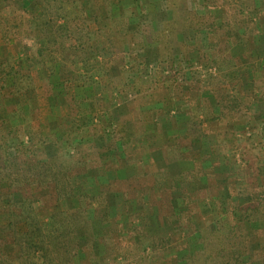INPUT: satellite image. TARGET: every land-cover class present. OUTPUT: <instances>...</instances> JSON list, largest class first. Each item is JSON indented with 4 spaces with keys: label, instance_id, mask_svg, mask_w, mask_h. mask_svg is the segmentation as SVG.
Instances as JSON below:
<instances>
[{
    "label": "rangeland",
    "instance_id": "rangeland-1",
    "mask_svg": "<svg viewBox=\"0 0 264 264\" xmlns=\"http://www.w3.org/2000/svg\"><path fill=\"white\" fill-rule=\"evenodd\" d=\"M19 1L22 3L24 0H7L0 5V27L3 31L6 30V34L3 32L4 35L1 34L0 39L1 56L11 52L13 54V51L14 54L20 53L23 57L31 56L36 53L38 47L31 33L27 35L29 32L26 31L27 24L17 17L19 14H24L22 9H17ZM68 1L72 0H64V3ZM75 1H77L75 6L79 5L80 8L81 5L82 10L91 9L92 6L97 9L98 14H96L101 18L100 21L109 16L106 21L107 26L125 41L123 51L120 53L117 52L109 59L98 57L97 61L101 62L100 64L97 61L86 64L88 67L101 66V74L95 77L96 81L92 85L89 84L91 82L89 79L85 81L87 84L83 87L80 81L76 82L79 85L76 83L70 86L64 85L58 79L57 72L53 76L48 75L44 82L40 81L36 69L32 68L34 66L28 63L13 64L8 55L0 64V67L6 70L8 66H13L14 70L21 68L20 71L29 74L32 86L38 87V92L30 94L37 107L29 111L27 117H30L31 129L40 131L44 140L56 136V132L46 135L43 128L49 129V126L47 128L42 126V123H45L42 113L46 110L45 101L51 89L55 94L69 93L73 96L76 95L73 88L81 89L80 98L76 99L80 101L84 99V105L80 104L82 110L79 107L78 111L74 109L75 112H70L72 104L69 108L66 107L70 117L74 119L67 124H61L76 130V132L73 130L76 138L84 137L80 141L78 138L74 143H78L79 152L83 150L85 158L89 160L87 164L91 167L77 177L72 176L69 180L70 197L62 199L57 209L71 215L75 212L71 205V197L80 195L92 198L102 192L105 193L101 196L105 198V203L91 207L85 202L84 211L92 224L94 235L91 238L92 242H87L88 240L80 242V247L86 250L87 254L84 257L76 256L75 263L79 264L81 258L83 264H142L141 258L147 255L148 250L143 252L140 249V240L133 239L129 230L132 223H137L135 217H138L141 228L150 237H154L155 240L165 237L170 239V243L166 244L156 241L157 246H169L172 240L182 242L186 239L184 249L165 253L166 261L176 255L180 260L179 264H185L183 259L187 253L200 247L197 245V236L192 235L188 238L183 232L174 229L178 223L175 220L173 207L170 206L172 208L169 209L170 207L167 206L168 198L163 200V204L155 201L149 205L147 202H137L133 199V195L139 194L140 191H136L137 189H142V194L138 198L152 197L149 193L151 188L153 194H158L159 187L155 182L161 179V175L156 173H161L164 177L170 175L169 170H171V175L168 176L171 177V182L164 187L170 189L172 185L185 192L188 184L182 180L195 177L194 191L190 196L193 201L192 210L201 211L203 216L200 219L204 223V228L210 226L211 229L217 228L211 218L218 214L219 209L230 207L235 209L239 202L244 203L250 198L246 196V193H250L249 187L244 188L237 183L245 181L252 175L256 178L261 177V181L264 179V135L260 144L255 137L256 133L253 132L261 126V121L264 119V103H258L255 99L257 92L253 80L258 78V68L255 64V60L258 59L251 57L253 49L259 50L264 44V21L257 20L256 16H250L252 20L246 25L249 31L245 35V42L250 46L249 50L244 46V41H241L242 44L239 43L236 36L235 44L229 39L231 38L229 30H237L235 25L225 27L226 32L223 36H213V40L222 45L227 39L232 42L233 45L230 44L228 53L225 52L223 55V49L218 52L219 45L210 41L205 29L199 32L193 30L191 22L194 14L197 17L195 18L197 26L213 18L216 25H219L218 30L221 27L220 6L207 4L204 0H179V2L110 0L105 5L107 8L102 0H88V4L84 0ZM13 2H16V6ZM64 3L63 5L69 6ZM12 5L13 8L10 7ZM242 20L246 21L247 18L244 17ZM88 27L90 31L96 30L94 24ZM52 31L54 32L48 31L49 39L56 32L55 29ZM244 53H246V62L243 65L238 63L233 66L232 62L240 60L239 55L244 56ZM228 57L231 62H228ZM211 62L217 63L221 70L218 71L216 65H212ZM64 69L69 73L68 66ZM177 69H180L179 73L176 72ZM211 74L214 76L208 77ZM174 77L177 81H173ZM230 80L231 84L228 83ZM10 82L8 81V84ZM105 88L108 89L107 93L102 91ZM233 90L240 105L238 108L230 109L229 112L226 111L224 117L220 115L222 114L220 99H224L225 93L227 96L234 95L230 93ZM157 103L160 105H156ZM98 105L103 108L96 111ZM77 113L82 115L75 117ZM7 117L4 111H0V120H6ZM175 117L184 118L182 124L187 128V132L172 139L175 135H172L171 131L166 135L164 130L174 128L170 126L174 124ZM241 123L246 126L242 130L244 133L241 131V137L237 138L235 132L241 129ZM53 125V128L59 126L58 123ZM146 125H149L148 128ZM158 126L162 129H158ZM57 127L55 130L58 133L57 137L60 140L65 139ZM151 127L153 133L145 135V131L150 130ZM178 134L177 132L176 135ZM191 140L201 142L194 144L195 150L190 147L193 145L190 144ZM158 143L166 146L161 149L162 153L159 151L160 154L157 155L155 149ZM207 154L212 155L211 167L204 168L198 162L194 165H197L195 168L186 173L185 166L188 162L195 163L201 155L203 162L210 158ZM222 159L229 166L226 170L222 168L223 173L217 171V164L222 162ZM180 163H185V166L180 167ZM241 163L249 167L236 166ZM169 164L166 170H157ZM213 172L214 177H211L210 174ZM220 177L226 179V184L221 182ZM175 179L179 181L173 182ZM235 186L238 187L237 194H234ZM145 188L149 189L143 192ZM176 192L173 190L177 197L180 193ZM200 205L203 206L201 209ZM173 206L175 211H178L176 204ZM105 217L114 218L115 223L119 224V227L112 228L108 241H105L113 245L106 250L102 245L104 238L99 233L105 226L100 220ZM2 223L3 221L0 225ZM121 226L126 232L119 231L122 230ZM133 246H136V251ZM130 249H133L134 253L122 256L125 250L127 252ZM4 251L11 252V247L6 245ZM157 251L160 253L159 250ZM245 264L249 263L245 262Z\"/></svg>",
    "mask_w": 264,
    "mask_h": 264
},
{
    "label": "trees",
    "instance_id": "trees-1",
    "mask_svg": "<svg viewBox=\"0 0 264 264\" xmlns=\"http://www.w3.org/2000/svg\"><path fill=\"white\" fill-rule=\"evenodd\" d=\"M3 1L7 2V0H0V5L4 3ZM25 1L27 2L26 6H23L20 1L17 2V9H22L24 12L17 17L27 24L26 31H29L27 35L31 33L38 47L35 54L22 56L20 61L34 67H43V65L46 67L49 64L47 67L49 76L55 75L56 72L59 75L61 67L68 66L69 77H62L64 85L80 81L83 87L87 84L85 83L87 79L91 81L89 84L92 85L96 81L95 77L101 74V66L88 67L86 64L94 63L98 57L109 59L117 52L123 51L124 38L107 26L106 21L109 16L100 21L101 18L97 16L98 11L93 6L91 9H83V11L81 5L80 8L79 5L75 6L77 2L75 0L67 3H64V0ZM84 1L86 4L89 3L88 0ZM170 1L179 2V0ZM204 1L213 6H220L221 27L218 30L219 25H216L213 18L204 24L199 23L197 26L195 24L197 17L194 14V19L191 22L193 30L199 32L201 29H205L208 32L207 35L210 36V41L215 42L213 36H223L226 32L225 27L235 25L237 30H229L231 32L229 39H232L235 44L234 37L236 36L239 43L244 41V46L249 50L250 46L245 42V35L249 31L246 25L254 16L257 20L264 21V0ZM102 2L105 6L110 0H102ZM63 3L69 6L63 5ZM206 3L204 2V4ZM13 5L16 6V2H13ZM13 5L10 7L13 8ZM76 7H78L77 10ZM244 17L247 18L246 21L242 20ZM90 24L96 25V30L90 31L88 27ZM2 29L0 27V33L4 35L3 32L6 30ZM52 29H55L56 32L49 39L48 31L54 32ZM229 39L224 40V45L215 42L220 48L218 52L223 49V55L225 52L228 53L233 45ZM262 45V48L259 50L254 48V52L251 53V57L257 58L259 61L257 65L258 78L253 80L257 92L255 99L258 103H264V44ZM239 56L240 60L232 62L233 66L246 62V53L244 56ZM228 62L231 60L229 59ZM100 63L98 62V64ZM211 63L216 65L218 71L221 70L217 63ZM20 70L21 68L14 70L13 66H8L7 70L0 67V110H6L8 116L6 120H0V222L3 221L0 225V264H76L74 260L76 256L84 257L87 254V251L80 247V242H84V240L92 242L91 238L94 235L92 224L84 211L85 202L91 207L102 205L105 203V198L101 196L105 193L102 192L99 194L100 196L92 198L80 195L71 197V205L75 210L71 215L57 209L58 203L62 199L70 197L69 180L72 176L81 175L91 166L87 164L89 160L87 157L85 158L83 150L79 152L78 143H74L79 138L73 135L76 130L60 124L57 130L62 132L65 139L60 140L56 133V136L44 140L40 131L31 129L30 117L23 113L19 102L12 106H6V99L18 98L33 87L29 74L27 72L24 74ZM178 70L180 69H177L176 72ZM212 76L214 75L211 74L208 77ZM8 81H11L10 84ZM173 81H177L175 77ZM228 83L231 84V80ZM76 84L79 85V83ZM234 90L230 91L234 95L227 96L225 93L224 99H220L222 102V104L219 102L222 112L220 115L224 117L226 111L229 112L230 109L233 110L240 105ZM102 91L107 93L108 89L105 88ZM236 92L238 91L236 90ZM48 95L54 96L52 89ZM61 102L68 108L72 104L70 112H75L74 109L78 111L80 104L85 101L84 99L77 100L74 96L66 93L62 94ZM225 102L227 104H224ZM156 105H160V103ZM176 105L178 106V102ZM163 106L165 107V104ZM102 108L98 105L96 111ZM29 111L30 109H28V113ZM13 120L16 121V125L9 124ZM260 125L253 132L256 133L255 137L261 144L264 135V119ZM83 138L80 136L79 141ZM71 151L74 153L71 154ZM246 166L249 167V165ZM156 174L161 175V179L163 178L161 173ZM260 178H256L254 175L246 178L244 182L250 189V198L244 203L239 202V205L235 207L236 210L232 207L224 210L219 209L218 214L211 218V221H215L217 226L214 229H211L210 226L204 228V223L200 219L203 213L198 209L192 210L194 209L192 197L187 192L181 188L178 190L172 185L170 189L162 187L161 179L155 182V185L159 187L158 194H153L151 188L149 193L152 197L138 198L142 194V189H137L136 191L140 192L133 195V199L139 203L147 202L151 205L155 201H160L163 204V200L168 198L167 206L173 207L175 220L178 223L174 229L183 232L188 238L196 235L197 245L200 246L187 253L183 259L185 264H245V262L264 264V179L261 181ZM148 189L145 188L143 192ZM173 190L180 191V194L176 197ZM174 204L178 211H175ZM201 207L203 206L200 205V209ZM135 219L137 223H132L129 228L131 237L136 241L140 240V249L143 252L148 250L147 255H144L143 259L141 258V263L179 264L180 260L176 255L168 257L169 259L166 261L165 253L170 250L181 251L185 248L186 239L182 242L172 240L169 246H157L156 241L166 244L170 243V239L165 237L155 240L141 228L139 218L135 217ZM100 222L105 224L99 233L104 238L102 245L106 250L113 247L112 244L105 241H108L112 228L119 227V224L115 223L114 218L109 217L101 219ZM120 228H122L119 230L120 232L126 230L123 226ZM6 245L11 247V252L4 251ZM133 249L136 251V246H133ZM133 249L127 252L125 250V254L121 255L134 253ZM108 253L112 254L113 252ZM82 260L80 258L79 264H83Z\"/></svg>",
    "mask_w": 264,
    "mask_h": 264
},
{
    "label": "crops",
    "instance_id": "crops-1",
    "mask_svg": "<svg viewBox=\"0 0 264 264\" xmlns=\"http://www.w3.org/2000/svg\"><path fill=\"white\" fill-rule=\"evenodd\" d=\"M22 5L23 6H26L27 5V2L24 0L23 2H22ZM0 39H1V33H0ZM11 51V50H10ZM10 54V55H9ZM9 54H5L4 56H1V53H0V64L1 63H3V60L6 58V57H8V56H10L11 57V61H12V63L13 64H18V65H22V64H25L24 62H22V61H20V58H22V54H20V53H15L14 54V51H13V54H12V52L11 53H9ZM8 55V56H7ZM23 60V59H22ZM256 62H255V64L256 65H258V62L259 61H257V60H255ZM243 65V64H242ZM47 67H49V64H47L46 65V67L43 65V67H39V66H37V67H32V68H34V69H36V71H37V73H38V75H39V78H40V81L42 80L43 82L46 80V78H47V76L49 75V73H48V71H47ZM65 67H61V69H60V73H59V75L57 76L58 77V79L62 82V77L64 76L65 78H68L69 77V73H67V72H65V69H64ZM33 77V76H32ZM46 84V83H45ZM45 84H44V86H45ZM67 85H69L70 86V84L68 83ZM46 87L47 88H49L48 87V85L46 84ZM43 91V90H42ZM73 91H74V93L76 94V95H74V97L75 98H80V95H81V89H79V88H73ZM35 92H38V87L37 86H34L32 89H29V90H27L24 94H22V95H20L18 98H13V99H6L5 100V104H6V106H12V105H14L16 102L18 103H20V105L22 106V110H23V113L25 114V115H29V113H28V109H30V111H31V109H33V108H35V107H37V105H36V102H35V100H32L30 97H32L30 94L31 93H35ZM62 94L63 93H61V94H55L54 93V96H49L48 95V98H47V100L45 101V104H46V110H44L43 111V115H42V117H44V119H45V123L43 122L42 123V126L43 127H45V128H47V126H49V129L47 128V129H44L43 128V130H44V133L46 134V135H49V134H52V133H57V131H55L56 130V127H54L53 128V124H56V123H58V125H60L61 123H65V124H67V123H69L72 119H74L73 117L71 118L70 117V113L68 112V110H67V108H66V106H65V104L64 103H62L61 102V99H62ZM69 94V93H68ZM28 95H29V97H28ZM70 95V94H69ZM73 96V95H72ZM242 98V97H241ZM82 105H84V104H82ZM82 105L80 106V110H82ZM86 105V104H85ZM0 111H4L5 113H6V110H4V109H2V110H0ZM6 115H7V113H6ZM82 114L81 113H77V114H75L74 116L75 117H77V116H81ZM91 115H93V114H91ZM94 116V115H93ZM54 118V120L52 121V119ZM56 118V119H55ZM162 119H165L164 117H161ZM173 119V118H172ZM161 120V119H160ZM183 120H184V118L183 117H181V118H177V117H175L174 119H173V122H174V124H172V126H170V127H174V128H169V129H167L168 131H166V129L164 130V134H168V133H170V131H171V134L172 135H175L174 137H172V139L173 138H175V137H177V136H179V135H184L186 132H187V128H185L184 127V124H182L183 123ZM51 123H49V122ZM56 121H59V122H56ZM69 121V122H68ZM14 124V125H16L17 123H16V121H11L9 124ZM172 123V122H171ZM180 123V124H179ZM231 123V122H230ZM242 123H244V122H242ZM241 123V129L240 130H237V132H235L236 133V137L237 138H240L241 137V131L244 129V127L246 126V124H242ZM48 124H50V125H48ZM13 125V126H14ZM33 125V124H32ZM61 125H63V124H61ZM157 125H161V124H157ZM148 126L149 125H146V127L148 128ZM32 128H33V126H32ZM51 128H53L54 129V131H53V129L52 130H50ZM159 128H161L162 129V127L161 126H158V129ZM240 128V127H239ZM246 129V128H245ZM174 130V132H172ZM179 133L178 135H176L177 134V132ZM179 130V131H178ZM247 131V130H246ZM146 133H145V135H147V134H152L153 133V131H152V127L150 128V130L149 129H147L146 131H145ZM175 132H176V134H175ZM243 132V131H242ZM56 133H55V135H56ZM244 133V132H243ZM234 134V133H233ZM246 134H247V132H246ZM167 139V138H166ZM193 144V145H191L190 147L191 148H193V150H195L196 149V147L194 146V144L195 143H201V142H194V140H191L190 141V144ZM158 145V147L156 146V149H155V153H157V155L158 154H160V152L162 153V151H161V149H163L164 148V146H166V144L164 145V144H157ZM169 146V145H168ZM160 151V152H159ZM204 155L206 156V154L204 153ZM203 155V156H204ZM207 155H209V154H207ZM202 155L199 157L200 159H197V160H195L196 162L195 163H190V162H188L187 163V165L185 166L184 164L185 163H180L179 164V166L181 167L182 165H184L185 166V168H186V173L188 174L193 168H195L196 166H194L195 164H198V162H200V166H202V167H204V168H208V167H211L212 166V155H209V159H207V160H204L203 162H202ZM223 160V159H222ZM212 161V162H211ZM187 162V161H186ZM245 165H247V164H245V163H241V164H236V166H240L241 168H243V167H245ZM168 166H170V164L169 165H164V167H161L160 169H157V170H159V171H164V170H166L167 169V167ZM226 167H229V166H227L226 164H225V161L223 160L222 162L220 161V163L219 164H217V168H218V172H221V173H223V171H222V168H224L225 170H226ZM168 169H170V168H168ZM216 171V170H215ZM254 171L256 172V170L254 169ZM169 172H170V175H171V170H169ZM227 172V171H226ZM225 172V173H226ZM254 172V173H255ZM257 173H260L259 171L257 172ZM253 174V172H251L250 173V175H252ZM170 175H165L161 180H160V183H161V185L164 187V185H168V183L169 182H171V180H170V178L171 177H168V176H170ZM210 176L212 177H214V172L212 173V174H210ZM188 177V176H187ZM206 177V176H205ZM194 178L195 177H193V178H187V179H185L184 178V180H182L183 182H185V183H187L188 184V186L186 185V192L188 193V195H192L193 194V191H194V186H195V183L196 182H194ZM231 178V176L229 175V179ZM213 179V178H212ZM220 180H221V182H223L224 184H226V182H225V180L224 179H222L221 177L219 178ZM242 179V178H241ZM179 180L178 179H175L173 182H178ZM245 182L244 181H241V182H239V183H237V185H239V186H244V188H246V187H248L247 185H246V183L244 184ZM104 184V183H103ZM102 184V185H103ZM243 184V185H242ZM235 193L234 194H237V192H238V187L237 186H235ZM187 189H188V191H187ZM223 189H225V188H223ZM177 194H179L180 193V191H177L176 192ZM224 194L226 195V191L224 190ZM246 196H250V193H246Z\"/></svg>",
    "mask_w": 264,
    "mask_h": 264
}]
</instances>
